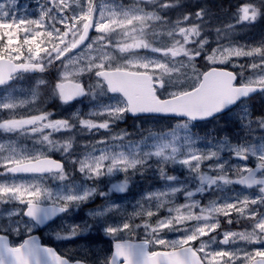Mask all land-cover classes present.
I'll list each match as a JSON object with an SVG mask.
<instances>
[{"label":"snow or ice","instance_id":"1","mask_svg":"<svg viewBox=\"0 0 264 264\" xmlns=\"http://www.w3.org/2000/svg\"><path fill=\"white\" fill-rule=\"evenodd\" d=\"M258 24L264 0H0V264H264Z\"/></svg>","mask_w":264,"mask_h":264},{"label":"rangeland","instance_id":"2","mask_svg":"<svg viewBox=\"0 0 264 264\" xmlns=\"http://www.w3.org/2000/svg\"><path fill=\"white\" fill-rule=\"evenodd\" d=\"M222 1L223 0H216V3L222 4ZM224 1H225V7L224 8H229L230 5H235L238 2V0H224ZM22 5H27V4H22ZM29 7H30V10L33 9L31 6H29ZM246 32H247V30H246ZM246 32H244V33H246ZM262 32H264V25L258 24L255 29H252L251 34H249L248 36H246L244 38H240L241 42H244L246 40L251 41L253 38L259 39ZM16 87H17V89H26L28 87V84L25 81H20ZM41 99L44 102L50 101V99H46L44 97L43 92L41 94ZM72 111H74V110H72ZM150 126H152V125H150ZM214 126H215V124L213 125V127ZM159 186H160V183H155V182H147V183L143 182L141 184L138 183V185L135 188H132L130 194L123 195L126 198L120 202L124 205H127L129 207V210H130L131 203H134L135 199H139V194H140L142 189L147 190V189L155 188V187H159ZM84 210H85V207L83 208L82 211H80L78 213V215L81 216L82 214H84V216L82 218L87 219L88 218L87 212L89 211V208L85 211ZM76 222H80V221L77 220ZM233 230L239 231V230H242V228L240 225H234ZM92 239L93 240H101L102 239V242L89 244L83 240L76 239V240H71V241H63L60 243V246L63 248V250L65 252H68L70 254H79L80 249L87 248V247L101 248V249L110 248V242L107 241V238H102L100 236H97V234L93 233Z\"/></svg>","mask_w":264,"mask_h":264},{"label":"flooded vegetation","instance_id":"3","mask_svg":"<svg viewBox=\"0 0 264 264\" xmlns=\"http://www.w3.org/2000/svg\"><path fill=\"white\" fill-rule=\"evenodd\" d=\"M42 105L45 106V103H43ZM46 107L48 108V110L58 113V112H60L66 106L59 105V102L58 101L57 102L50 101L47 104ZM77 107L83 108V105H80V106L77 105ZM72 110L75 111V109H72ZM133 122H134V118H129L127 120L126 124L125 123H122L121 124V127H129L130 128L133 125ZM181 201H182V197H181ZM45 230H47V229H44L42 231L41 230H38L37 231L40 234V236H41L42 243L43 244H46V245H50V246H57L60 249L61 253H68V252H65L62 248L59 247L60 246L59 243L61 241H56L53 238H49V236L47 235V233L48 232H51V231H45Z\"/></svg>","mask_w":264,"mask_h":264},{"label":"trees","instance_id":"4","mask_svg":"<svg viewBox=\"0 0 264 264\" xmlns=\"http://www.w3.org/2000/svg\"><path fill=\"white\" fill-rule=\"evenodd\" d=\"M258 102H260V101L256 100V104H257ZM260 108H261V109H260ZM254 111H255V113H256L257 115H260V114L264 113V105L261 106V107H259V108L256 107V109H254ZM217 125H218L220 128H224V127H226V125H225V124L222 125V123H217Z\"/></svg>","mask_w":264,"mask_h":264}]
</instances>
